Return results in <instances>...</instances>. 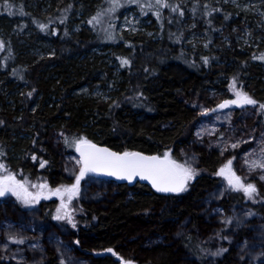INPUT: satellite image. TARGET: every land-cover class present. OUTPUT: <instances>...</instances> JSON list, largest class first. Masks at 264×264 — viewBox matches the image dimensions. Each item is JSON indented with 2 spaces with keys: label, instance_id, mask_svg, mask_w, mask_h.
I'll return each mask as SVG.
<instances>
[{
  "label": "rangeland",
  "instance_id": "obj_1",
  "mask_svg": "<svg viewBox=\"0 0 264 264\" xmlns=\"http://www.w3.org/2000/svg\"><path fill=\"white\" fill-rule=\"evenodd\" d=\"M78 1L0 0V105L8 106L11 112L15 108L17 112L22 110L26 85L21 79L4 75L15 70L16 62L24 60L23 72L28 61L52 58L55 49L49 36L59 34L68 40L96 41L88 51L66 61L73 62L80 73L86 74L88 69L92 72L69 95L105 106L107 116L125 88L128 62L122 61L133 54L134 40L159 42L162 30L175 26L183 34L182 49L166 66L181 79L185 72H194L200 66L206 74L197 78L195 88L176 91L177 100L192 112L190 135L175 146V140L166 143L160 147L161 154L155 155L165 158L167 154L169 161L190 169L194 175L184 181L182 191L144 199V205L134 209L125 230L116 237L115 247L100 250L94 247L92 235L78 232L77 218L83 215L84 207L98 211L115 202L119 197L116 184L85 174L78 191L65 192L64 199H55L51 217L42 218L44 196L76 184L82 167L76 155L77 143L87 140L99 145L85 133L70 139L63 128L50 129L45 141L57 166L51 180L34 177L23 183L15 178L5 181L11 173L0 170V182L19 193V198L11 192L0 196V256L5 258V264H47L51 257L55 264H94L96 256H108L114 264H155L162 260L168 264H264V221L248 205L225 203L233 188L229 181L220 175L212 182L185 187L200 178L205 159L214 157V172L229 168L241 185L255 187L251 194L264 192V108L257 103L264 101V0ZM197 8L213 11L222 23L210 31L198 28L194 16ZM224 54H236L238 63L231 59L210 61ZM7 56L10 58L6 60ZM49 64L47 70L57 66L53 61ZM161 68H156L155 73ZM70 82L75 84L74 77ZM63 89L64 86L57 92L50 88L36 100L43 99L48 106L56 104L68 93ZM237 92L256 103H229L220 110L225 101L237 100ZM35 107L34 103L31 109ZM148 107L151 103L146 100L142 108ZM142 108L136 105L130 111L140 118ZM177 171L182 177L181 170ZM233 184L236 185L234 181ZM36 196L41 200L34 199ZM142 197L127 190L124 200ZM75 199L80 213L74 207ZM179 210L184 211L182 216L162 219V215ZM90 221L94 223V219ZM161 248L167 253L162 254Z\"/></svg>",
  "mask_w": 264,
  "mask_h": 264
},
{
  "label": "trees",
  "instance_id": "obj_2",
  "mask_svg": "<svg viewBox=\"0 0 264 264\" xmlns=\"http://www.w3.org/2000/svg\"><path fill=\"white\" fill-rule=\"evenodd\" d=\"M194 16L198 28L203 26L209 30V28H216L222 23L217 20L211 10L205 11L197 8L194 11ZM180 32V30H175V26H172L162 30L159 42L134 40L132 43L133 54L127 58L128 71L125 88L115 98L111 112L107 116L104 114L105 106H100L97 102L89 99H77L69 95L71 90L85 83L82 79L89 78L92 72L88 69L86 74L80 73L77 68H74L73 62L67 64L66 61L75 54L88 51L96 44V41H88L86 38L68 40L59 34L49 36V41L55 49L52 58L41 62L31 63L28 61L26 63L28 68L23 72L24 60L16 62L15 70L4 75L5 78L21 79L26 85L27 91L22 98L20 112H17L16 108L13 109L14 112H11L12 110L8 106L0 105V165H3L0 170L8 171L11 173L10 177L19 180L18 182L22 181L21 183L34 177L51 180L55 176L57 166L56 159L45 141L50 129L63 128L66 137L70 139L80 132L85 133L98 141L99 145L116 152L139 151L158 155L161 154V146H165L173 140H175L173 143L175 146L182 138L188 137L192 127L190 124L192 112L177 100L176 91L182 89L187 92L195 88L197 80L204 77L206 71L200 66L194 72H185V77L181 79L176 75L174 69L166 66L181 53L183 34ZM9 58L10 56H7L6 60ZM224 59H231V62L238 63L236 54H232V56L224 54L212 58L210 61ZM50 61H53L57 66L47 70L52 64H49ZM192 63L194 66L196 65L194 62ZM160 66L162 68L155 73V69ZM46 70L47 72H45ZM67 74L71 78L74 77V85L69 83L71 78L65 80L69 78ZM240 75L237 79H240ZM62 86H64L63 90L68 93L62 94L60 102L48 106L43 103V99L36 100L40 95L44 97V93L48 89L53 88L59 92ZM57 98L59 99V97ZM146 100L151 103V107L144 109L142 107L146 105ZM34 103L36 107L32 110ZM257 103L264 105V101ZM136 105L142 108L138 113L141 115L140 118L130 111V108ZM166 124H169L168 127L163 128ZM214 165V157L206 158L200 178L191 185L190 182L189 185L185 184V187L187 186L189 189L193 184L217 180V173L213 170ZM232 185L233 188H230V194L225 203L234 201L248 205L260 214L264 221V192L249 195L243 190H238L236 185ZM117 187L118 199L103 210L96 211L84 207L82 215L78 200H73L76 201L74 207L80 213L77 218L78 232L92 235L94 247L100 250L115 247L114 241L118 234L125 230L126 222L130 220V214L132 215L134 209L138 205H144V202L141 203L144 199L160 195L149 187L137 183L133 187L126 185H117ZM127 190L138 192V197H143L125 201L124 195ZM53 211L54 208H51L49 203L42 218L49 219ZM183 214V210L166 213L162 215V219L166 216H182ZM138 218L149 220L150 216H139ZM90 219H94V223ZM187 242L188 240H183V243ZM160 251L163 254L167 249L161 248ZM229 256L228 253L226 259H229ZM4 259L3 256H0V264H5ZM93 262L94 264H114L108 256L103 258L96 256L93 258ZM47 264H55L52 257ZM155 264L168 263L166 260H162Z\"/></svg>",
  "mask_w": 264,
  "mask_h": 264
},
{
  "label": "snow or ice",
  "instance_id": "obj_3",
  "mask_svg": "<svg viewBox=\"0 0 264 264\" xmlns=\"http://www.w3.org/2000/svg\"><path fill=\"white\" fill-rule=\"evenodd\" d=\"M122 63H127L126 60ZM233 87H235L233 85ZM237 100L225 101L219 107H226L229 103H243V104H255L256 101L250 99L246 95L237 92ZM264 108V105L260 106ZM77 151L80 152L81 160L78 161L82 164L80 169V175L76 177V184L70 188H66L63 191L69 194H75L78 191V185L80 179L84 176L85 172H106L108 175H116L118 178L131 179L133 175H139L142 179H152L153 186L158 191L162 192H178L184 190V181L190 180L194 175L190 169L182 168V166L175 164L168 160L167 154L165 158L160 160L158 157H145L138 153H124L123 155H117L116 153L109 152L107 149L96 148L87 140H80L77 143ZM231 162H229L230 164ZM43 167V164H41ZM3 165H0L2 168ZM227 167V166H226ZM180 169L182 177L178 183H170L171 178L175 175V170ZM224 169H221L220 174L224 173ZM120 173H126V176L119 175ZM12 177H5L4 180H12ZM236 185L246 193L251 194L256 191L255 187L251 184L244 187L240 184L239 178H235ZM229 184H233V180L229 179ZM17 187L22 185L17 184ZM11 192L19 198V193L16 192L14 187L9 186L7 183L0 182V196H4L6 193ZM61 189L56 190V194H59ZM36 199V197H34ZM28 201L26 200L25 203ZM59 211V209H58ZM57 219H63V216H57ZM22 242V241H21Z\"/></svg>",
  "mask_w": 264,
  "mask_h": 264
},
{
  "label": "water",
  "instance_id": "obj_4",
  "mask_svg": "<svg viewBox=\"0 0 264 264\" xmlns=\"http://www.w3.org/2000/svg\"><path fill=\"white\" fill-rule=\"evenodd\" d=\"M226 107L220 108V110L225 109ZM93 145H95L96 148H99V149H107L109 152L116 153L117 155H123L124 153H126V152H116V151L111 150L110 148H107V147L102 146V145H96V144H93ZM129 153H138L141 156H145V157L155 156V157H158L160 160L164 159L163 157H160V156L155 155V154L149 155V154H145V153H142L139 151H134V152H129ZM76 155L81 160V155H80V152L77 151V147H76ZM85 174H87L91 178H94L97 180L109 181V182L115 183L117 185H126L128 187H133L136 183L141 184V185H145V186L149 187L153 192L159 193V194L169 195V194L176 193V192H172V191H169V192L158 191L157 188L153 186V182H152L151 178L142 179L141 176H139V175H133L131 177V179H127V178H118L116 175H108L106 172H85ZM119 175L126 176L127 174L126 173H120ZM180 179H181V176L176 169L175 175L171 178L170 183H178Z\"/></svg>",
  "mask_w": 264,
  "mask_h": 264
},
{
  "label": "flooded vegetation",
  "instance_id": "obj_5",
  "mask_svg": "<svg viewBox=\"0 0 264 264\" xmlns=\"http://www.w3.org/2000/svg\"><path fill=\"white\" fill-rule=\"evenodd\" d=\"M225 171H224V173L221 175L220 174V171L218 172V174H217V177L219 178L220 177V175L224 178V179H226L227 181H229V179H232L234 182H235V179L233 178V176L231 175V171H230V169L229 168H225L224 169ZM85 175V174H84ZM87 175V174H86ZM88 176V175H87ZM181 176V175H180ZM115 184V183H114ZM117 185V184H116ZM61 187V186H60ZM60 189V188H59ZM56 190L57 189H55V190H53L52 192H50L49 194H47V195H45L44 196V198H43V202H42V207H43V211H45V209H46V207H47V205L50 203L51 204V208H54V203H57V200H56V202H55V199H58V198H63L64 199V197H63V195H64V191H62L61 190V192L59 193V194H56ZM40 198L39 197H37L36 196V200H39ZM41 200V199H40ZM39 200V201H40ZM66 204V203H65ZM64 207V209H65V205L63 206Z\"/></svg>",
  "mask_w": 264,
  "mask_h": 264
}]
</instances>
